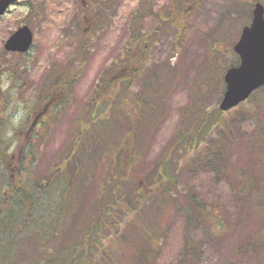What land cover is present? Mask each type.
<instances>
[{"label": "rangeland", "instance_id": "374dc122", "mask_svg": "<svg viewBox=\"0 0 264 264\" xmlns=\"http://www.w3.org/2000/svg\"><path fill=\"white\" fill-rule=\"evenodd\" d=\"M256 2L264 5V0H19L0 16V91L14 80L11 96H0L1 115V103L10 102L5 139L12 141L8 152L15 165L37 118V148L26 162L32 161L31 176L38 181L54 167L74 172L65 158L78 119L85 124L95 114L107 117L109 107L101 103L108 105L123 87L107 86L105 93L102 83L116 68L113 61L127 54L132 29L145 35L143 75L128 84L129 96L146 95L152 106L132 137L138 193L125 189L120 202L109 199L111 211L121 212L98 235L99 249L85 257L88 264H264V86L229 111L218 108L225 71L239 64L232 47ZM22 25L33 34L32 46L25 54L8 52L6 40ZM80 38L88 42L77 57ZM60 70L74 83L62 89L65 98L56 99V113L46 108L42 113L44 101L34 106L35 99ZM112 114L111 133L104 131L110 135L107 146L88 149L96 155L95 167L89 161L88 190L79 192L88 200L107 169L103 157L120 147L128 131ZM88 179L86 174L82 181ZM78 218L60 221L59 229L71 228Z\"/></svg>", "mask_w": 264, "mask_h": 264}, {"label": "trees", "instance_id": "16d2710c", "mask_svg": "<svg viewBox=\"0 0 264 264\" xmlns=\"http://www.w3.org/2000/svg\"><path fill=\"white\" fill-rule=\"evenodd\" d=\"M252 6V4L249 5L250 18ZM95 12L98 14L97 11ZM94 18V21L97 20L96 15ZM132 31L135 34L132 35L126 47L127 54L113 61L116 68L112 69L113 72L102 83L105 93L108 92L107 86L115 89L120 84L123 87L120 92L117 89L116 92L114 91L115 99L108 102V105L101 103L102 107H109V113L103 115L107 117L99 118L95 114L93 120L89 119L85 124L80 122L81 118L78 119L77 129L70 140L69 157L65 158L68 162L72 161L74 165L75 170L72 174L67 167L58 166L48 172L43 180L33 179L32 161L27 163L26 157L35 154L37 145L34 141L38 139L39 134H36L35 128L32 129V124L27 129V139L19 147V152L15 156L18 162L13 165L14 154L8 152L12 141L5 139L6 126H4L5 121L11 119V113L7 111L10 108V102L1 103L3 114H0V264H88L85 262V257L99 249L98 235L108 228V220L117 222L116 216L121 212L119 209H113L114 213L111 211L109 199L114 198L115 201L120 202V193L125 189L131 194L138 193L131 173L136 158L132 137L136 128L142 126L148 117L152 106L146 95L142 98L128 95L130 81L133 82L143 75L145 60L143 52L147 50V45L143 41L144 33L139 28H133ZM80 40L77 57L84 53L81 51H85L88 42L87 39L80 38ZM69 68L71 70V65ZM55 74L56 76L51 77L47 87L43 89L45 92L35 99L37 101L34 106L42 105L41 102L44 101L42 113L43 110L46 112V109L50 113L51 111L56 113L59 106L56 99L60 100L61 97L64 99L62 89L70 90L74 83L72 77H66L61 70ZM7 82L10 85L4 92L0 91V96H11L10 90L14 80L8 79ZM147 86L152 93V83H147ZM97 96L93 98H101L103 94L100 93ZM97 103H99L98 100ZM24 108L29 109L27 105ZM7 113L8 116H6ZM112 113H117L121 117L128 131L120 147L116 151L110 150L106 154L107 158L103 157V163L107 169H103L100 181H97L96 194L88 200L79 193L88 190V182L92 177L88 169L89 161H92V167H95L96 155L89 154L88 149L89 146L91 148L101 142H105L107 146L110 140V129L114 122ZM45 123L46 121H42L40 124ZM105 130L109 133L104 132ZM105 133L108 135L106 139L103 138ZM177 147V144L174 145V149ZM157 166L160 169L158 177L163 179L166 175L164 167L166 163L161 161ZM86 174L89 175V179L83 182L82 179ZM42 195L45 197L42 198ZM77 210H81L80 214ZM74 216L79 218L70 222L71 228L59 229L60 221L65 222L69 217ZM79 222L83 225L81 223L79 225ZM191 244L187 245V248H190ZM97 264L103 263L99 261Z\"/></svg>", "mask_w": 264, "mask_h": 264}, {"label": "water", "instance_id": "95a60500", "mask_svg": "<svg viewBox=\"0 0 264 264\" xmlns=\"http://www.w3.org/2000/svg\"><path fill=\"white\" fill-rule=\"evenodd\" d=\"M16 1L0 0V16ZM32 42L31 30L23 25L8 37L4 48L12 53H25ZM233 51L239 58V64L229 67L223 76L225 91L219 103L223 112L245 101L264 85V6L260 2L254 4L251 22L242 28Z\"/></svg>", "mask_w": 264, "mask_h": 264}]
</instances>
